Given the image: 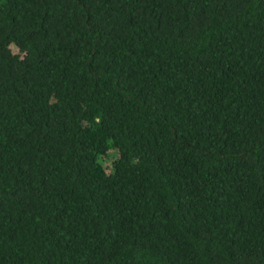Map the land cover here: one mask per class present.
Segmentation results:
<instances>
[{
    "label": "trees",
    "instance_id": "obj_1",
    "mask_svg": "<svg viewBox=\"0 0 264 264\" xmlns=\"http://www.w3.org/2000/svg\"><path fill=\"white\" fill-rule=\"evenodd\" d=\"M0 264H264V0H0Z\"/></svg>",
    "mask_w": 264,
    "mask_h": 264
}]
</instances>
